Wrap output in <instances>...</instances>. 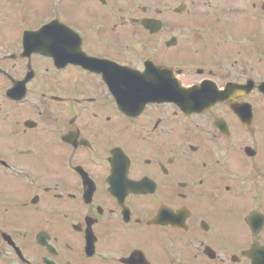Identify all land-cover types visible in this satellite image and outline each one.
<instances>
[{
	"label": "flooded vegetation",
	"instance_id": "obj_1",
	"mask_svg": "<svg viewBox=\"0 0 264 264\" xmlns=\"http://www.w3.org/2000/svg\"><path fill=\"white\" fill-rule=\"evenodd\" d=\"M263 36L264 0H0V264H264Z\"/></svg>",
	"mask_w": 264,
	"mask_h": 264
},
{
	"label": "water",
	"instance_id": "obj_2",
	"mask_svg": "<svg viewBox=\"0 0 264 264\" xmlns=\"http://www.w3.org/2000/svg\"><path fill=\"white\" fill-rule=\"evenodd\" d=\"M175 86L173 87H169L167 86L164 90V95L163 93L160 94L161 98H164V100H171L173 98H171V93L175 90ZM169 91V92H168ZM116 95L117 97H119L118 100V105L119 107L123 110V106L125 105L126 101H125V95L129 94V96H133V97H137V100L135 99V104H141L144 101H151V95L146 93L144 90V87L142 85V83H124L123 85L117 86V91H116ZM174 99H180L183 100V93L182 91H178L177 94L174 95ZM173 99V100H174Z\"/></svg>",
	"mask_w": 264,
	"mask_h": 264
},
{
	"label": "rangeland",
	"instance_id": "obj_3",
	"mask_svg": "<svg viewBox=\"0 0 264 264\" xmlns=\"http://www.w3.org/2000/svg\"><path fill=\"white\" fill-rule=\"evenodd\" d=\"M239 34H240L239 28L236 25H233L232 27L229 28V35L230 36L233 37V36L239 35ZM261 40H264V36L260 37V40H257V41H261ZM192 47H194V46H192ZM260 164L263 167V165H264V159L263 158H261Z\"/></svg>",
	"mask_w": 264,
	"mask_h": 264
}]
</instances>
